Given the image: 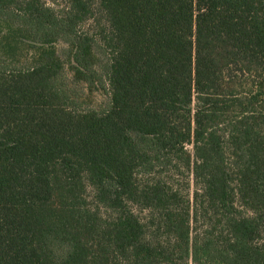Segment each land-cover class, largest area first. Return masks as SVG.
I'll use <instances>...</instances> for the list:
<instances>
[{
  "label": "trees",
  "instance_id": "16d2710c",
  "mask_svg": "<svg viewBox=\"0 0 264 264\" xmlns=\"http://www.w3.org/2000/svg\"><path fill=\"white\" fill-rule=\"evenodd\" d=\"M64 1L0 0V264H264V0Z\"/></svg>",
  "mask_w": 264,
  "mask_h": 264
},
{
  "label": "rangeland",
  "instance_id": "374dc122",
  "mask_svg": "<svg viewBox=\"0 0 264 264\" xmlns=\"http://www.w3.org/2000/svg\"><path fill=\"white\" fill-rule=\"evenodd\" d=\"M48 5H50L51 7H53L54 9H56V11L58 10H62L66 7V3L64 0H44ZM94 16H95V20L94 18H91L90 20L86 21L85 23H83L79 28V33H85L87 35H89L90 37L94 38L96 44V47L99 46V36H98V30H99V20L101 22L102 25L105 24V20L102 16L101 13H99L97 11V8H94ZM96 19H98V21H96ZM65 47L62 45H57V49L59 50V53L63 56L65 55V53H63V49ZM97 51L101 56V53H103V51L101 49H99L97 47ZM31 52H29L30 54ZM67 58L64 57V61ZM84 96L86 99V103L91 106V107H95V108H101L105 105H107L108 103V97L106 94V91L102 88L101 83L99 82H95L93 85H87L86 87H84ZM187 148L189 150H192V147L189 145L187 146ZM174 182L175 184L180 187L181 189H183V191L185 193H189L190 197H192L195 189H196V185L194 183L193 177L192 175H186L185 177H183L182 175L177 176L174 178ZM90 193V192H89ZM147 212H143L140 213L141 217H145Z\"/></svg>",
  "mask_w": 264,
  "mask_h": 264
}]
</instances>
